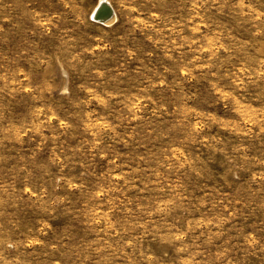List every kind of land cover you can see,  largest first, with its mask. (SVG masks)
<instances>
[{
	"label": "rangeland",
	"instance_id": "1",
	"mask_svg": "<svg viewBox=\"0 0 264 264\" xmlns=\"http://www.w3.org/2000/svg\"><path fill=\"white\" fill-rule=\"evenodd\" d=\"M0 0V264H264V0Z\"/></svg>",
	"mask_w": 264,
	"mask_h": 264
},
{
	"label": "bare ground",
	"instance_id": "2",
	"mask_svg": "<svg viewBox=\"0 0 264 264\" xmlns=\"http://www.w3.org/2000/svg\"><path fill=\"white\" fill-rule=\"evenodd\" d=\"M95 13L99 14L100 18L106 22H111L115 18L112 8L107 0H101L100 6Z\"/></svg>",
	"mask_w": 264,
	"mask_h": 264
},
{
	"label": "water",
	"instance_id": "3",
	"mask_svg": "<svg viewBox=\"0 0 264 264\" xmlns=\"http://www.w3.org/2000/svg\"><path fill=\"white\" fill-rule=\"evenodd\" d=\"M95 16H96V18L101 19L100 16H99V14H96V13H95ZM101 20H102V19H101Z\"/></svg>",
	"mask_w": 264,
	"mask_h": 264
}]
</instances>
